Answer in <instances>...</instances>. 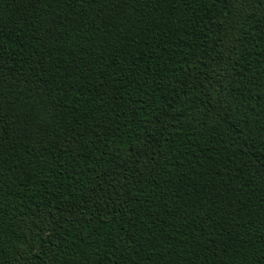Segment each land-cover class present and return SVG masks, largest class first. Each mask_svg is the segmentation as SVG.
I'll return each instance as SVG.
<instances>
[{
	"label": "trees",
	"instance_id": "obj_1",
	"mask_svg": "<svg viewBox=\"0 0 264 264\" xmlns=\"http://www.w3.org/2000/svg\"><path fill=\"white\" fill-rule=\"evenodd\" d=\"M0 264H264V0H0Z\"/></svg>",
	"mask_w": 264,
	"mask_h": 264
}]
</instances>
